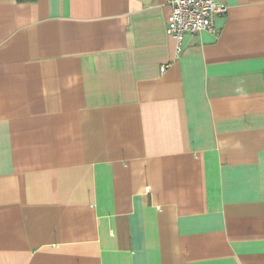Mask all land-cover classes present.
Instances as JSON below:
<instances>
[{"label": "crops", "instance_id": "crops-1", "mask_svg": "<svg viewBox=\"0 0 264 264\" xmlns=\"http://www.w3.org/2000/svg\"><path fill=\"white\" fill-rule=\"evenodd\" d=\"M167 33L165 0H0V264H264V0Z\"/></svg>", "mask_w": 264, "mask_h": 264}, {"label": "built area", "instance_id": "built-area-1", "mask_svg": "<svg viewBox=\"0 0 264 264\" xmlns=\"http://www.w3.org/2000/svg\"><path fill=\"white\" fill-rule=\"evenodd\" d=\"M171 8L167 33L179 43L187 33L217 32L216 20L227 7L215 0H165Z\"/></svg>", "mask_w": 264, "mask_h": 264}]
</instances>
